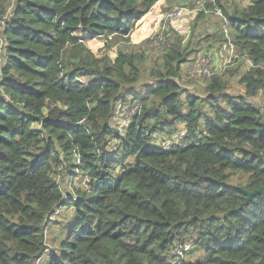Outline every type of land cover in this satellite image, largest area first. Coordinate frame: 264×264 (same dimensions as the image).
I'll return each instance as SVG.
<instances>
[{"label": "trees", "instance_id": "16d2710c", "mask_svg": "<svg viewBox=\"0 0 264 264\" xmlns=\"http://www.w3.org/2000/svg\"><path fill=\"white\" fill-rule=\"evenodd\" d=\"M161 1L0 0V17L13 5L0 37V264H38L63 204L75 218L47 264H264V193L246 199L264 186V119L251 101L264 91V0L218 3L250 65L243 93L228 91L236 67L204 75V96L180 80L202 43L226 41L222 28L199 38L203 11L169 26L149 82L143 50L110 51ZM181 129L184 146L156 144ZM66 170L86 181L67 197ZM174 240L192 244L188 258L173 261Z\"/></svg>", "mask_w": 264, "mask_h": 264}, {"label": "rangeland", "instance_id": "374dc122", "mask_svg": "<svg viewBox=\"0 0 264 264\" xmlns=\"http://www.w3.org/2000/svg\"><path fill=\"white\" fill-rule=\"evenodd\" d=\"M196 0H162L160 6L152 10V12L148 15L149 17L145 18L141 23L136 27V30L133 31L132 35L130 36L129 41H122L119 40L118 42H113L112 44L115 46H112L110 48V51H112L116 46H121L124 49H141L143 52H145L147 59L143 63V70H142V80L141 82H149V66L152 65L153 60L156 56H159L162 50L163 44L162 42H159V37L161 36L162 30V24L169 23L168 20L164 19V16L174 7L178 6H193L195 5ZM218 3L225 7L227 10H230L234 6H238L239 8H243L247 5V0H215V4H209L208 7V13H205L206 18L203 22H200L197 26L196 34H198L199 38H207V33L213 32L216 29L222 28V25H218V19L214 15V8H220ZM13 9V5L9 6L7 13L9 10ZM222 10V9H221ZM223 12V11H222ZM193 15H187L183 18L179 19L180 21L185 20L186 23L188 22V19ZM178 20V19H177ZM176 21V20H174ZM160 24V25H159ZM189 28V25L186 27ZM187 36H189V30H186ZM230 35V34H229ZM209 39L212 40L211 36H208ZM166 39V38H165ZM168 39V37H167ZM187 40L184 39V42ZM2 42L0 41V70L3 65L2 61V55H3V48L1 47ZM102 45L101 43H96L93 45L94 48H97L98 46ZM222 46L220 43H212L209 45L207 42L202 43L200 47L197 49L196 54H192L190 57L194 59L182 64L181 70H180V80H181V87L186 89V91L197 94L199 96L205 95V77L201 72L203 71L202 66H200V61L203 59V57L199 58L201 55L207 56L209 60V67L211 70L220 68V71L224 70H231L232 68H238L236 72L233 74V77L231 78L229 82V88L228 91L232 94H241L243 93V86H241L238 82L239 76L249 67V64L246 63L244 59L234 60L232 63L225 65L227 58V62L230 59V54L227 53L225 50L223 52ZM234 52L236 51V48H234ZM202 53L198 56L199 53ZM198 56V60L196 62ZM244 60V61H243ZM238 61V62H237ZM226 66V67H225ZM185 93L183 94V99L185 98ZM252 103H254L257 107L260 108L261 113L263 115L264 119V91L259 92L255 97H252L251 99ZM202 110L207 118L212 119V110L209 108L208 105L203 103ZM118 108V113L114 121V125L117 124L119 128L123 131L126 127L127 119L130 118V115L127 116V105L125 108ZM119 115V116H118ZM67 172H64L62 176L58 179L60 183L61 190L63 194L67 197V193H73L75 187H83L86 183L83 179H81L79 176H74L68 174ZM75 218L74 209L67 204L61 205L59 208L56 209V212L51 215V220L47 222L46 228H45V241L47 243V249L41 254L38 264H47L52 253L58 252L59 249V243L64 238V236L67 233L68 228L70 225L73 224ZM193 247L191 246L190 249ZM190 249L188 251H190ZM53 250V251H51ZM187 251V252H188ZM186 252V254H187ZM183 255L184 258H188L187 255ZM200 255L199 251H193L190 255V258H197Z\"/></svg>", "mask_w": 264, "mask_h": 264}, {"label": "built area", "instance_id": "2783aa9c", "mask_svg": "<svg viewBox=\"0 0 264 264\" xmlns=\"http://www.w3.org/2000/svg\"><path fill=\"white\" fill-rule=\"evenodd\" d=\"M207 4H213L214 5L215 0H196L195 5H193L191 7H189V6H178V7H174L173 9H171L164 16V19L168 20L169 23L162 24L161 27H162L163 31L161 32V36L159 37L158 41L162 42L161 44H164V42L166 40L165 38H167L166 32H167L169 26L174 22V20L181 19L187 15H192L193 13H195L197 11H203L205 13H208V8H206ZM213 13L216 17L219 18V20H221L222 30L224 33V37L226 39L224 45H222L221 48H222L223 52H224V50L227 53H229L231 51L230 59L228 62H227V58H225V60H226L225 65H228V64L232 63L234 60H236V58L238 56L237 52L236 51L234 52L233 47L235 48V46L232 44L231 38L229 35L228 20L220 8H214ZM10 17H11V10H9L8 13H6L5 15L0 17V37H1L2 29L4 28L6 22L9 20ZM200 54H202V53H200ZM201 57H203V59H201V61H200V66H202L203 71H199V72H201L203 75H210L212 72L215 73V72L220 71V68H216V69L211 70V68L209 67L210 66L209 60H208L206 54L199 56V58H201ZM245 61L248 63V59H245ZM186 136H187V132L184 129H181L180 131H178L176 134H174L170 138L164 139L162 137H157L155 139V141H156V144H158L162 149L167 150V149H170L174 146H180V147L184 146L186 143L185 142ZM191 246H192V244L190 242H187V241L182 242L181 240H174L172 247H171V250H170L171 255L173 256V261L178 262L181 259H183V255L186 254V252L191 248Z\"/></svg>", "mask_w": 264, "mask_h": 264}, {"label": "water", "instance_id": "95a60500", "mask_svg": "<svg viewBox=\"0 0 264 264\" xmlns=\"http://www.w3.org/2000/svg\"><path fill=\"white\" fill-rule=\"evenodd\" d=\"M258 133H259L260 136H263V137H264V123L261 124V127H260ZM262 193H264V186L261 187V188L255 189V190H253V191H249V192H247V197H246V199L248 200V199H250L252 196L257 195V194H262Z\"/></svg>", "mask_w": 264, "mask_h": 264}, {"label": "crops", "instance_id": "0c3cea01", "mask_svg": "<svg viewBox=\"0 0 264 264\" xmlns=\"http://www.w3.org/2000/svg\"><path fill=\"white\" fill-rule=\"evenodd\" d=\"M247 63V62H246ZM242 86V85H241Z\"/></svg>", "mask_w": 264, "mask_h": 264}]
</instances>
